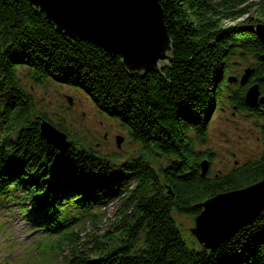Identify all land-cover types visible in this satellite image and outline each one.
Returning <instances> with one entry per match:
<instances>
[{
	"label": "trees",
	"instance_id": "1",
	"mask_svg": "<svg viewBox=\"0 0 264 264\" xmlns=\"http://www.w3.org/2000/svg\"><path fill=\"white\" fill-rule=\"evenodd\" d=\"M160 1L173 52L139 74L121 56L58 31L29 0H0V195L34 197L46 210L38 226L68 245L64 264H264V210L214 251L189 244L176 220L194 221L207 199L264 179V152L214 177L200 170L213 151L198 148L227 101L262 115L245 94L258 84L264 95V40L255 29L264 0ZM244 66L252 74L241 86L231 79ZM26 70L83 90L138 149L108 157L62 121L71 148L59 154L39 132L37 118L48 117L20 76ZM112 192L115 210L99 218L93 206ZM85 218L89 227L75 232Z\"/></svg>",
	"mask_w": 264,
	"mask_h": 264
},
{
	"label": "water",
	"instance_id": "2",
	"mask_svg": "<svg viewBox=\"0 0 264 264\" xmlns=\"http://www.w3.org/2000/svg\"><path fill=\"white\" fill-rule=\"evenodd\" d=\"M43 12L57 30L75 39L87 40L119 55L130 71L146 74L162 67L173 52V43L165 23L160 0H29ZM257 34L264 40V24ZM248 69L241 79L245 85L251 76ZM238 81L237 78L233 79ZM246 102L254 107L264 102L259 85L246 92ZM50 132L58 136L57 146L65 147L66 139L49 125L42 134L50 140ZM122 138H118L121 145ZM68 146V145H67ZM203 168L207 163L203 162ZM205 173V171H204ZM204 210L196 219L194 234L206 248L217 249L244 226L253 222L264 210V180L246 188L223 192L202 204Z\"/></svg>",
	"mask_w": 264,
	"mask_h": 264
},
{
	"label": "rangeland",
	"instance_id": "3",
	"mask_svg": "<svg viewBox=\"0 0 264 264\" xmlns=\"http://www.w3.org/2000/svg\"><path fill=\"white\" fill-rule=\"evenodd\" d=\"M247 67L244 66L235 75L241 77ZM29 72L21 71L20 76L33 95L34 104L47 113L48 118L44 119L46 125L51 123L49 126L61 131V126L65 123L78 136L97 144L105 154H125L126 151L138 149V144L132 140L128 130L119 121L100 110L83 90L57 81L36 80L35 77H30ZM59 120L61 121L58 126L56 123ZM208 126L207 143L198 148L202 151H213V159H207L211 160L208 173L212 176L228 175L244 163L261 159L264 152V118L248 112H239L227 101L220 109L213 111L208 119ZM118 136L124 138L121 148L117 146ZM115 207L113 204L108 207L110 214ZM10 218L6 212L0 213V224H5L6 227V236L0 235V261L7 259L12 264H38V261L47 259L29 254L28 249L34 247L37 238L31 237L25 245H21L20 239L29 236L25 221L22 222L18 218L9 221ZM177 220L183 236L190 241V229L194 227L193 218L177 216Z\"/></svg>",
	"mask_w": 264,
	"mask_h": 264
},
{
	"label": "bare ground",
	"instance_id": "4",
	"mask_svg": "<svg viewBox=\"0 0 264 264\" xmlns=\"http://www.w3.org/2000/svg\"><path fill=\"white\" fill-rule=\"evenodd\" d=\"M38 262H39L38 264H43V262H42V261H41V262H40V261H38Z\"/></svg>",
	"mask_w": 264,
	"mask_h": 264
}]
</instances>
